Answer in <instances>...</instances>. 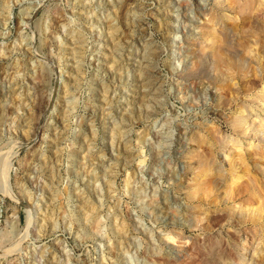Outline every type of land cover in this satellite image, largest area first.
<instances>
[{"label": "clouds", "instance_id": "1", "mask_svg": "<svg viewBox=\"0 0 264 264\" xmlns=\"http://www.w3.org/2000/svg\"><path fill=\"white\" fill-rule=\"evenodd\" d=\"M0 264H264V0H0Z\"/></svg>", "mask_w": 264, "mask_h": 264}]
</instances>
